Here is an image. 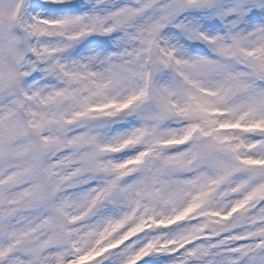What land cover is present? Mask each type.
Here are the masks:
<instances>
[{"label":"snow or ice","instance_id":"6c2138e0","mask_svg":"<svg viewBox=\"0 0 264 264\" xmlns=\"http://www.w3.org/2000/svg\"><path fill=\"white\" fill-rule=\"evenodd\" d=\"M0 264H264V0H0Z\"/></svg>","mask_w":264,"mask_h":264}]
</instances>
